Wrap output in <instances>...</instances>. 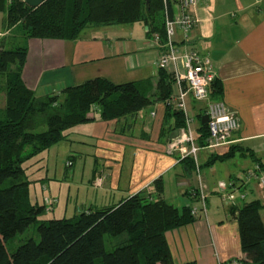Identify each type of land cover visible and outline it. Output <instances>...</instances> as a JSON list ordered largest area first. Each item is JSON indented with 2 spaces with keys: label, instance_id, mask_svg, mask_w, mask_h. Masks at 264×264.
Here are the masks:
<instances>
[{
  "label": "crops",
  "instance_id": "crops-1",
  "mask_svg": "<svg viewBox=\"0 0 264 264\" xmlns=\"http://www.w3.org/2000/svg\"><path fill=\"white\" fill-rule=\"evenodd\" d=\"M193 15L196 21L186 40L181 31L176 32L179 51L196 49L210 57L215 72L210 96L221 100L240 126L227 144L199 150L200 174L208 193L206 215L166 231L165 239L174 264H220L233 257L244 258L237 220L222 194L229 180L250 169L254 159L264 160V0H199ZM0 20V47L7 48L6 35L16 28H5L4 12H0ZM146 27L141 21L88 26L74 39L21 38L18 43L27 47L21 79L38 99L58 96L59 101L64 88L95 77L113 84L132 82L151 99L136 113L113 120L102 119L99 109L93 107L88 121L65 131L61 141L67 143L65 151L70 153L67 159L72 162L75 192L82 190L85 195L80 209L111 207L137 192L151 193L152 182L158 178L162 180V198L181 209L196 185L193 171H187L183 162L166 152L176 119L174 109L158 99V68L154 63L159 50L151 43ZM179 90L173 80L170 97ZM186 106L197 131V114L204 105L188 94ZM231 145L241 150L208 164L210 155L225 153ZM31 161L25 164L27 171ZM67 174L65 170L64 179ZM41 183L42 201L38 189H34L31 201L44 205L45 199L54 195L59 202L57 199L50 212H64L68 185L61 196L62 186L55 180ZM244 188V200L260 202L264 222V187L250 180L241 190ZM242 201L237 198V205Z\"/></svg>",
  "mask_w": 264,
  "mask_h": 264
},
{
  "label": "trees",
  "instance_id": "trees-1",
  "mask_svg": "<svg viewBox=\"0 0 264 264\" xmlns=\"http://www.w3.org/2000/svg\"><path fill=\"white\" fill-rule=\"evenodd\" d=\"M162 10L163 0H45L35 8L22 0H0L5 28L19 27L24 40L74 39L88 26L141 21L162 42ZM26 56L25 44L0 47V74L7 73L5 105L0 109V264H174L165 233L195 217L186 205L178 209L162 198L160 178L152 182L153 192H137L111 207L79 209L74 219H38L45 206L31 201L25 163L63 140L67 129L88 121L93 107L99 109L102 119L113 120L136 113L151 99L132 82L113 84L101 77L64 88L59 101L58 96L38 99L21 79ZM173 80L171 72L158 69V99L170 109L167 101ZM203 114L204 108L197 114L196 142L201 147L207 138V126L200 124ZM37 116L43 117V123L36 127ZM174 116L177 131L185 125L184 115L174 109ZM240 150L231 145L225 153L210 155L208 164L233 157ZM254 160L264 170V160ZM179 162L193 171L191 158ZM260 208L257 199L231 205L244 264H264ZM35 223L39 240L28 238L9 251L8 241ZM106 233L120 237L111 251L105 250Z\"/></svg>",
  "mask_w": 264,
  "mask_h": 264
},
{
  "label": "built area",
  "instance_id": "built-area-1",
  "mask_svg": "<svg viewBox=\"0 0 264 264\" xmlns=\"http://www.w3.org/2000/svg\"><path fill=\"white\" fill-rule=\"evenodd\" d=\"M199 0H163L164 40L160 42L159 34L153 32L150 35L151 43L159 50L155 61L156 68L168 69L174 80L180 86L176 95L169 97L167 104L176 110L182 111L185 125L177 130V135L166 144V152L174 155L179 162L185 158H191L194 162L193 173L196 177V185L188 194L190 200L186 204L193 217L205 216L207 210V190L200 174L199 150L202 147L216 148L227 144L230 136L239 128L240 124L236 115L219 99L210 96L211 85L215 80L210 57L189 49L179 51L175 35L179 30L184 35V41L188 32L195 24L193 9ZM180 61V63H179ZM190 95L193 101L203 103L204 114L207 115V138L204 146L196 142V131L192 125V116L187 112L186 95ZM72 164L71 160L66 166ZM255 180L264 187V170L258 163L242 173L240 176L230 179L227 189L222 194L225 204L235 205L236 199L244 200L246 191L241 187ZM237 193V197L233 196ZM57 198L47 197L44 202L45 209L56 204ZM220 264H244L242 257H233Z\"/></svg>",
  "mask_w": 264,
  "mask_h": 264
},
{
  "label": "rangeland",
  "instance_id": "rangeland-1",
  "mask_svg": "<svg viewBox=\"0 0 264 264\" xmlns=\"http://www.w3.org/2000/svg\"><path fill=\"white\" fill-rule=\"evenodd\" d=\"M2 27V20H0V29ZM7 40H5L4 45L7 46V48L12 47L17 45L20 42V39L22 38L20 28L17 27L14 32L7 34L6 35ZM5 74H0V109L4 108L5 105V99H6V93H5ZM52 112V110L50 111ZM37 116V124L35 123L36 127L39 126L40 124L43 123V117L41 119L38 118ZM42 122V123H40ZM43 128V126H41ZM67 143L60 141L54 145H52L48 150H42L39 152L36 156L31 158V163L29 166L28 171H27V177L31 180L32 179H37L36 181L31 180L32 183L29 184V192H30V198L31 195L33 194L34 189H38V194L40 195L39 197V202L42 201L43 193L41 194V191H43V180L49 181V180H55L57 184H60L62 186V192L60 193L61 196H64L65 192L64 190L67 188V185L69 187V199H68V204H67V209L63 212L54 211L52 214L50 211H52V208L55 206L52 205L51 208L45 209L43 214L39 216L40 219H48V218H69V219H74L78 211L81 207V203L83 202V198H85V195L83 194L82 190L78 191L77 193L75 192V186L73 185L75 181V177H73V171H72V164L70 166H66V162L70 159H67L68 156L70 155L69 151H65L68 146H66ZM30 160V159H29ZM26 164V163H25ZM26 166V165H25ZM78 164L76 165V171L78 168ZM68 172L66 179H64V171ZM47 172V177L45 173ZM193 174V173H192ZM44 178V179H43ZM41 183V184H40ZM51 184V183H50ZM46 186V184H44ZM44 186V189L46 187ZM41 189V190H40ZM48 194V195H47ZM46 195L49 196L50 194L47 193ZM54 196V195H52ZM58 199L57 196H54ZM87 199V197H86ZM85 200V199H84ZM56 202V203H58ZM38 203V201H37ZM62 203V201H61ZM179 207L180 204L179 202L175 203ZM47 211V212H46ZM49 213V214H48ZM38 221V220H37ZM28 238H33L34 240L38 241L39 236L36 231V223L30 225L23 233L17 234L14 238L8 241L7 247L9 251L14 250L22 241L28 239ZM104 239V246L106 251H111L113 248L117 245L118 240L120 237H115L112 236L108 233H106L103 237ZM96 264H101L99 261L96 262Z\"/></svg>",
  "mask_w": 264,
  "mask_h": 264
},
{
  "label": "water",
  "instance_id": "water-1",
  "mask_svg": "<svg viewBox=\"0 0 264 264\" xmlns=\"http://www.w3.org/2000/svg\"><path fill=\"white\" fill-rule=\"evenodd\" d=\"M26 5H28L29 7H37L39 6L42 2H44L45 0H22ZM148 27H146L147 29ZM208 120V117L206 114L201 115L200 117V124H206ZM177 135V131L173 130L170 135H169V139L175 137Z\"/></svg>",
  "mask_w": 264,
  "mask_h": 264
}]
</instances>
